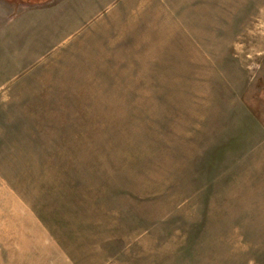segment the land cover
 Segmentation results:
<instances>
[{
	"label": "rangeland",
	"instance_id": "374dc122",
	"mask_svg": "<svg viewBox=\"0 0 264 264\" xmlns=\"http://www.w3.org/2000/svg\"><path fill=\"white\" fill-rule=\"evenodd\" d=\"M6 200L0 264H264V0H0Z\"/></svg>",
	"mask_w": 264,
	"mask_h": 264
},
{
	"label": "crops",
	"instance_id": "0c3cea01",
	"mask_svg": "<svg viewBox=\"0 0 264 264\" xmlns=\"http://www.w3.org/2000/svg\"><path fill=\"white\" fill-rule=\"evenodd\" d=\"M20 195L18 194L17 195V199L18 200H13L12 199V203H13V207L15 206V208L17 207V209H16V212L17 213H20L21 214V212H22V210H23V212H22V215H24V209H23V206H24V203L23 202H20L21 201V199L20 198H18ZM21 197V196H20ZM8 200H6V201H0V212H1V216L3 217V218H1V224L4 226V224H5V219H4V216H3V214L4 215H6L7 217H8V210H7V208L6 207H8L9 206V204H8ZM23 203V204H22ZM3 207V208H2ZM8 209H9V207H8Z\"/></svg>",
	"mask_w": 264,
	"mask_h": 264
}]
</instances>
